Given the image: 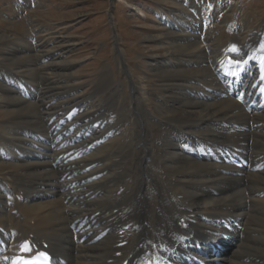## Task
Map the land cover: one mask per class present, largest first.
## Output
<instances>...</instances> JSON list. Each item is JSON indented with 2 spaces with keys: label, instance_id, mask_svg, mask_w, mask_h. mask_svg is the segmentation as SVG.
I'll return each mask as SVG.
<instances>
[{
  "label": "bare ground",
  "instance_id": "obj_1",
  "mask_svg": "<svg viewBox=\"0 0 264 264\" xmlns=\"http://www.w3.org/2000/svg\"><path fill=\"white\" fill-rule=\"evenodd\" d=\"M176 2L158 36L165 50L153 60L158 89L147 76L136 80L117 48L131 91L127 106L118 104L122 92L108 76L94 91L106 93L102 103L94 94L77 96V86L67 83L73 64L61 62L65 50L60 55L50 42L17 38L9 56L13 72L0 76L6 118L0 123V248L28 237L30 218L36 239L47 238L56 256L109 264L118 250L137 254L148 240L168 238L179 230L176 219L187 215L193 236L186 245L225 241L227 264H264V170L234 176L215 161L221 148L264 160V111L249 113L220 95L232 85L244 99L264 100L254 91L264 75L256 58L260 32L247 36L245 24L227 15L228 0ZM228 51L243 59L229 74L222 63ZM84 216L80 236L92 234L78 244L71 224ZM235 217L245 229L225 237L219 223ZM107 227L105 237L89 243ZM121 241L127 242L117 247Z\"/></svg>",
  "mask_w": 264,
  "mask_h": 264
},
{
  "label": "rangeland",
  "instance_id": "obj_2",
  "mask_svg": "<svg viewBox=\"0 0 264 264\" xmlns=\"http://www.w3.org/2000/svg\"><path fill=\"white\" fill-rule=\"evenodd\" d=\"M39 1L42 2V5H38L35 8L31 7L29 2L25 1L22 3V0H0L1 78L10 70L9 56L15 52L17 38L33 35L35 37L37 35V38L42 40L40 42L51 43V45L49 44V49H60V55L64 50L66 51L67 59L64 55L63 58L65 59H61V62L70 61L73 64L70 71L71 77L67 83L70 82V84L77 86L76 94L79 97L90 99L91 95L94 94L93 101L102 103L100 94L106 95V93L95 94L94 91L95 88L103 85L102 82H104L107 76L112 75L109 74L111 73L110 70L106 69L108 65H111L112 70H114V81L118 84L120 83L116 85L118 86L117 89L122 92L120 101L122 96H125L124 88L127 90V86L125 85L127 84V79L125 78V82L123 83L120 82V77L122 78V76L119 70H117L114 55L115 53L118 55L115 52L116 40H118L125 53L124 57L128 58L130 64L133 65L135 63L134 67L138 70L136 72L137 75L133 70L132 72L136 80L147 76L151 88L158 89L161 86V75L159 71L153 69V60L165 50L164 45L158 37L162 30L167 29V27L162 25L164 23L162 15L166 13V16H171L173 14L171 12L176 8V0H114L118 3L115 10L117 23L120 24V28L125 33L122 30H120V33L114 32L113 28H115L116 24H109L108 19H106L108 16L105 15V12L108 9L110 0ZM228 3L231 5V9H229V12L227 11V15L233 14L232 18H241L243 21L241 19L240 21L245 25V21H247L249 29H259L264 22V0H228ZM239 5L241 6V10L238 11ZM139 9L144 10L147 16H139ZM231 11L238 14L230 13ZM145 12H141V14L145 15ZM29 19L33 22L32 24L28 23ZM36 21L39 24H34ZM245 25V30L250 33ZM97 26L102 27H99L95 31ZM235 27L234 25L232 28L234 29ZM116 35L119 39L116 38ZM251 35V33L247 34V36ZM260 38L264 42L262 33H260ZM129 39H133L134 41L130 42ZM123 41H125V45L128 48L130 44L135 43L138 49H132V51L128 52L127 56V51L125 52L126 46L122 44ZM104 48V53L99 55ZM257 50L258 54L263 53ZM108 51L112 54L111 60L104 59V55H107ZM106 70L109 71L106 72ZM10 72L13 71L10 70ZM129 92L131 95V91ZM120 101L118 98V104ZM130 103L131 96L127 97V103L124 106L130 105ZM120 106H122L121 102ZM4 108L5 106L0 99V123L6 119Z\"/></svg>",
  "mask_w": 264,
  "mask_h": 264
},
{
  "label": "snow or ice",
  "instance_id": "obj_3",
  "mask_svg": "<svg viewBox=\"0 0 264 264\" xmlns=\"http://www.w3.org/2000/svg\"><path fill=\"white\" fill-rule=\"evenodd\" d=\"M233 50H235V49H233ZM25 250H27V248H26V247H25ZM41 255H43V253H42Z\"/></svg>",
  "mask_w": 264,
  "mask_h": 264
}]
</instances>
